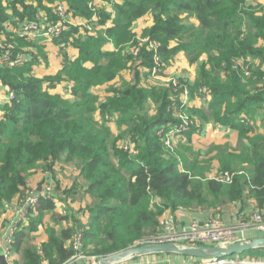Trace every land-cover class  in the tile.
I'll return each mask as SVG.
<instances>
[{
  "label": "trees",
  "instance_id": "1",
  "mask_svg": "<svg viewBox=\"0 0 264 264\" xmlns=\"http://www.w3.org/2000/svg\"><path fill=\"white\" fill-rule=\"evenodd\" d=\"M28 1L33 4L28 5ZM93 1L0 0V34L9 32L15 19L34 20L41 11L48 13V23L58 22V4H65L73 15L93 18ZM123 1L114 4V19L97 11L101 27L111 19L112 26L98 27L96 33L87 30L85 37L79 30H65L64 47H74L79 57L59 76L39 79L30 74L36 62L40 63L39 55L9 66L2 61L0 44V82L15 94L0 114V211L22 195L40 163L51 171L56 162L78 163L84 194L92 200L85 211L89 222L83 226L84 253L98 259L136 246L151 229L156 233L166 210L174 213L212 209L226 202L243 204L248 196L264 205V134L253 133L249 125L264 108V0ZM148 15L153 22L142 34L141 39L147 42L139 56L131 52L124 56L126 48L140 43L133 27ZM150 42L158 43L161 68L182 53L190 64L204 59L195 83H183L180 93L189 88L193 96L200 88H208V107L201 111L192 108L193 114L204 120L213 118L214 123L239 132L242 152L218 156L223 171L238 163L246 172L231 184L198 180L201 175L192 172L178 151L167 147L158 134L161 129H174L178 122L170 108L173 85L159 92L141 85V70L154 67ZM111 43L117 51L104 50ZM123 71L130 72V79L121 87L109 88L111 97L106 102L93 93L114 82ZM63 81L73 85L71 97L52 92L57 86L54 83ZM152 103L159 105L153 109ZM98 111L103 118L115 113L124 117L117 136L96 121L93 115ZM193 132L180 134V141ZM121 140L130 142L128 150L121 147ZM77 191L73 188L71 194ZM153 197L160 199V206L152 204ZM55 208L52 201L42 199L34 224L42 223L44 215ZM74 232H50L39 248L26 239H18L13 247L22 255L23 264H64L75 254L67 246ZM239 256L264 257V248ZM180 257L185 264L198 260L176 256Z\"/></svg>",
  "mask_w": 264,
  "mask_h": 264
},
{
  "label": "rangeland",
  "instance_id": "2",
  "mask_svg": "<svg viewBox=\"0 0 264 264\" xmlns=\"http://www.w3.org/2000/svg\"><path fill=\"white\" fill-rule=\"evenodd\" d=\"M115 3H119V4L122 3L123 4L124 1L123 0H94L93 3H91L90 5L93 4L92 8H95L96 12L98 10L105 11L109 15H112L113 19H114V15H115L114 4ZM27 4L28 5H32L33 2L32 1H28ZM97 8H100V9H97ZM47 14H45L44 12L41 11V13H38L37 15L40 16L41 20L42 19H47L49 21V18H48ZM37 15L35 16L34 19L37 18ZM97 15H98V13L94 14V17L90 18V19L81 18L80 16L73 15V13L68 10L67 13H66V17L64 19L65 20L64 28L62 27V33L60 35V38H55L51 42H48L47 39L42 38V37L41 38H37V39H32V40L23 39V38L18 37L17 36V31L19 29V26L21 24H24V23L28 24L30 21H33V20H27L25 22H20L21 20L15 19V24L12 27H10L9 32H2L0 34V44L2 45L3 48H4L5 44L14 45L15 47L18 48L19 52H21V54L23 56H25V55L28 56L27 54L31 53V51H30V53H27L28 50L35 49L34 51L37 52V54H34L33 60H35L36 56L39 55L38 56L40 58V61H39L40 63L39 64H44L41 55L46 52V49H47V46H48L49 43L56 48L55 49L56 51L59 50L58 49V45L59 44H61L60 46L66 44V40L64 38H62L65 30L66 31H68L69 29H70V31L79 30L81 32H84V34H83L84 37H85V34L87 32H89V31L91 33L98 32V30H96V29L98 27H101V25L98 23L100 18ZM140 20H142V19H140ZM81 21H83V22H81ZM93 21H95L96 25H97V27L95 26L96 28L94 30L91 27V24H92ZM143 21H144L143 24L142 23H139V24H142L143 27L147 26L151 21L153 22L152 15H148L147 17L143 18ZM43 23L47 24L46 22H43ZM107 23H108V21L101 28H107L106 27ZM112 23H111V26L113 25ZM54 25H55L54 23H50L51 27H53ZM87 26L91 27V30L89 28L87 29ZM144 28H148V26L144 27ZM87 30H89V31H87ZM100 30H102V29H100ZM144 30H143V32H144ZM20 39H23V40L19 41ZM73 39H74V37H73ZM140 40H141V38H140ZM56 41H58V43H56ZM17 45H19V47ZM21 48L22 49H26L27 51L26 52L22 51ZM70 48H72V47H70ZM129 49L130 48H128V52L125 51L123 53L124 56L130 55L129 52H131V49H130V51H129ZM57 52H58V54L57 53H55V54L52 53V56L55 55L59 59L60 58V55H59L60 51H57ZM178 56H181V57H178L176 59L174 58V59L170 60V61H173L171 65H175L176 70L178 68H184V69L179 70L178 73H176V75H172L171 78H168L167 79L168 81H166L167 82L166 86L168 84H172L173 80H176L178 82L180 81L179 86L175 87V88H178V89L175 90L174 87H173L174 91H172V94L169 97L170 101L172 102V105L170 106V108L173 109V117L177 120L178 124H180V123L187 124L188 130L185 133H188L190 131H194L193 132L194 134L196 133L195 136L193 134V135H189V136L186 137L189 140V143H191L192 140H193V141H195V143L198 144V146H200V147L204 146V148L206 149V151L204 150V152H203L204 154L203 153L201 154V152L194 153L195 151L194 152H189L188 151V153L190 155L191 154L192 155L197 154V156L199 155L200 156L199 159H201V161H202L200 167H204V165H205L207 167V169L209 170V169L212 168V163L215 164L214 161H213L214 155L218 154V156H221L219 153L228 154V153H231V152H225L223 150V147H222L223 145L222 146L216 145V143H218L217 141H212L210 138L207 139V137H208L207 135L210 136L213 133L216 134V136L217 135H222V134H219L220 133L219 131L213 132V130L215 128H216L215 130H217V128H218V127L214 126L216 123L213 122L214 121L213 118H211L209 120H204V119L198 117L197 115H194L193 112H192V108L189 107L190 104H192V102L194 101L195 98H198L201 101H203L204 103H206V101H208L206 99L207 95H204V94H202L199 91L197 94L191 96L190 89L189 88H185V89H188V91L190 92V96H189L187 105H183L182 101L180 99L181 96L184 94V91H185V89H184L183 92L180 93V87H182L181 85L183 83L185 85L187 83H189V81L187 80L188 74L195 73L196 71H197V73H199V68H200L201 64L204 62V59H200V61L196 62L194 64V65H196V67H194V66H190L189 63L187 62V59L184 58V57H186L185 54L182 53V54H180ZM182 56H184V57H182ZM24 62H26V61L24 60ZM55 62H56V60L54 62H52L53 65H55ZM185 64L187 66H185ZM44 67H45V65H44ZM168 67H169L168 63L166 64V66L164 68H161V65L158 66V71H157L156 74H153V72L151 70H149L148 71L149 72V74H148L149 76L148 75H147V77L144 76L145 77V82H144L145 85L150 87V86H153V85L156 84L155 88L157 89L156 90L157 92H159L160 89L163 90L164 87L159 86L158 85L159 84L158 81L160 80L159 77H162V72L164 74V72L168 69ZM181 71H183V73ZM125 72H127V71H123L122 72V73H124V76L121 75L114 82L106 85L105 88H102V90L98 91L97 95L99 96V98L103 102H106L108 100V98L111 97V95L107 92V90L109 88H111L112 86L113 87L116 86V88L117 87H121L122 82L126 81V78L128 79L129 75H128V73H125ZM184 72H187V74L184 73ZM30 74L33 75V71H31ZM37 76H36V78H39V79L41 77H44L41 74L37 75ZM153 88H151V89H153ZM93 93H94V91H93ZM179 103H180V105H179ZM158 105H159V103H152V108L156 109L158 107ZM193 108L197 109V110H200V111L206 109L205 107L199 106L197 104L193 105ZM93 116L96 119V121L108 126L114 135L117 136L119 134V132H121V127L119 125V122L123 121L124 117H121V115L119 113L110 114V115L108 114V115H106L103 118L102 113L100 111H98V112L94 113ZM255 116L260 118V120L259 119H255V118L250 119L249 125L251 126L252 131L253 130L256 131V128L260 129L261 131L264 130V120H262V118L264 119V115H261V113L259 112V113H256ZM207 125L209 126L208 128H207ZM211 126H214L215 128H213V130H210ZM175 137L176 136H174V138ZM229 138L232 139L231 137H229ZM178 139H179V137L176 139V145H177ZM125 142L126 143H130L128 140H121L120 144L122 145ZM179 144L180 143L178 142L177 150L179 149ZM243 146H244V143L240 142V137H239V142L237 141L235 146H233V149H232L233 152L232 153H236V154L241 153ZM186 147H188L187 150H190L189 149L190 146H186ZM224 148H226V147H224ZM217 150H221V151L217 152ZM205 160H208L209 162L210 161H213V162H211V163L207 162V164H203V162H205ZM77 164L78 163H76V164H66V163H63L61 161L60 162H56L57 167L53 170V175L51 176L52 183L55 184L56 186H57V184H59L60 187H61L60 188V192H58V193L63 198H67L68 200H70L68 202L69 204L71 203V204L74 205V206L72 205V207H71V205L68 204L66 206V209H65L63 207V205H62L63 202L62 201L59 202V204H60L59 205L60 212L63 215L67 216V217L69 216L71 208L73 210L76 207L77 210L76 209L75 210L78 211L79 207H85L86 204H88L90 202V200H89V202L86 201V195L83 193L85 191V186H84L85 182L82 179V177L81 178L79 177L80 168H78ZM215 166L216 167L215 168L213 167L208 175H202L201 174V177L198 178V180H203L202 178L214 179V178H218L222 174H225V172L229 173V172H235V171L243 170V168L241 166H239L238 163H235V165H233L234 168L232 170H229V171H223L222 166H221V169L219 170L218 164L215 165ZM38 169L40 170V172L42 170H44L43 163H41L38 166ZM35 174L36 173H34V174L30 175V176L33 177ZM30 176H29V178H30ZM29 178H28V180H29ZM39 182H34V183H30V184H40ZM76 184H81L80 185V193L79 194H75V196H72L73 194H71V191H72V189L74 188V186ZM33 192H34V189H29L22 196H20L19 199L22 198L23 196H26V195L31 194ZM58 193L57 192L53 193V197H54V194L59 196ZM88 198H90V197L88 196ZM157 199L159 200V198H157V197H153L152 198V204L153 205L157 204ZM233 204H235V203H227L226 202L222 206L209 209L210 214L213 215V216H218L219 218H222V219L226 220L228 222V224H236L237 221H235V218H234L235 212L233 211V207H232ZM245 207H246V210L248 212L250 211V215L254 214L256 212H264V205L261 206L259 201H257V200L251 201V203L249 205L245 206ZM202 209H205V208H202ZM80 211H78V212H80ZM236 211L238 212V210H236ZM240 212H242V211H240ZM161 217H162V215H161ZM161 217H160V221H161ZM165 220L166 219H164L162 222H160V227L157 229L156 233L160 229L162 230V228L167 226L165 224L166 223ZM176 220L177 219L174 217V222H176ZM240 222H242V221H239L237 223H240ZM156 233H155V231L153 229H151L150 231H148V237L155 236ZM216 246H219V245H216ZM149 256L135 257L134 259H136V258H144V260H155V261L167 260L166 264H173V262L179 263V261H175V260H179L181 258L180 257V258L177 259L176 258L177 255H172V256H175V258H173L172 256H168V257H163L161 259L154 258V255H149ZM96 259H98V258H96ZM226 259L227 260H233L234 264H264V257H259V256L258 257L257 256L256 257H250L249 256V257L242 258L240 256L234 255V256L227 257ZM197 261H199V259ZM132 262H133V260H132ZM91 264H93V262ZM182 264H185V263L182 262Z\"/></svg>",
  "mask_w": 264,
  "mask_h": 264
},
{
  "label": "crops",
  "instance_id": "3",
  "mask_svg": "<svg viewBox=\"0 0 264 264\" xmlns=\"http://www.w3.org/2000/svg\"><path fill=\"white\" fill-rule=\"evenodd\" d=\"M81 22H83V21H81ZM143 22L144 21L142 19V20L136 22L134 27H133V31H134V33L137 34L138 38L142 37L143 30L146 29L144 27H147V26L150 27L152 25V21H151L147 26L143 27L142 26ZM139 23H142V24H139ZM97 29H99V28H97ZM60 45L61 44L58 45V49L59 50H57V51H60L59 52L60 58L58 59L55 55L52 56V53L53 54H55V53L58 54V52L55 50L56 48L54 46H52L50 43L48 44L46 52L44 53V55H45L44 59H43V63L44 64H39V63L36 62V64L33 66V75L32 76L36 77L37 75L41 74L44 77H41L40 79H46V78L59 76L60 73L63 71V69L67 65L71 64L76 58L79 57L78 50L75 49L74 47H72V48H70L71 46L64 47L65 44L62 45V46H60ZM34 50L35 49L27 51L26 49H23L22 51H25V52L27 51V53H30V51H31L30 54H27L28 55L27 57L33 59L34 54H37V52H35ZM104 50L111 52V51H117L118 49L111 43V44L106 45ZM125 51L128 52V48H126ZM178 57H181V56H177L176 58H178ZM182 57H184V56H182ZM184 58L187 59V57H184ZM55 60H56L55 65H53L52 62H54ZM172 62L173 61H170L168 63V66H169L168 69L164 72V74L162 72V77H159L160 80L158 81V83H159L158 85L161 86V87H164V88L167 87L166 86V83H167L166 81H168L167 79L171 78L172 75H176V73H178L179 70L184 69V68H178L176 70L175 65H171ZM187 62L189 63L188 59H187ZM44 65H45V67H44ZM189 65L196 67V65H194V64L191 65L189 63ZM88 66H91V65L88 64ZM185 66H187V65L185 64ZM181 72L183 73V71H181ZM125 73H128V75H129L128 79H130V77H131L130 72H125ZM184 73L187 74V72H184ZM148 74H149L148 70H146V69H142L141 70V85L143 87H145V88L151 89L153 87H156V84L153 85V86H150V87L145 85V83H144L145 82V77H147ZM122 75L124 76V73H122ZM197 78H198L197 71L195 73H190L187 76V80L189 81L190 84L191 83L194 84L195 81L197 80ZM57 83H58V85L53 89L52 92L55 93V94L62 95V96L66 95L65 94L66 83L64 81L61 82V83H59V82H57ZM99 90H102V89L96 88L93 91L97 95ZM8 93H9L8 88L6 86H4L0 82V114L2 113L3 105L5 103H7V101H8V99H7ZM207 100H209V97L207 98ZM196 104L199 105V106H203L205 108L208 107V101H206V103H204L203 101H201L198 98H195L194 101L192 102V104H190L189 107L193 108V105H196ZM259 112L261 113V115H264V108L261 109L260 111H258V113ZM255 119H259L260 120V118H258L257 116H255ZM262 120H264V119L262 118ZM214 126L218 127L217 130H215L216 128ZM214 126H211L210 130H213V128H215L213 130V132L219 131L220 132L219 134H222V135H217L216 136V134L213 133L210 136L207 135L208 136L207 139L210 138L212 141H217L218 143H216V145H218V146H222L223 145L222 147H223V150L225 152H233V150H232L233 146H235L237 141L239 142V132L235 131V130H232V128L229 127V126H224V125H220V124H215ZM208 127L209 126L207 125V128ZM257 129L258 128H256V131L253 130V133H255V134H264V130L261 131L260 129H258V130ZM253 133H251V134H253ZM195 134H194V136H195ZM179 135H176V137L174 138L173 147L170 148V149H172L173 151H178V154H180L184 158L185 162L191 167V171L192 172H195L197 175H201V174L202 175H208L209 172L211 171V169L213 167L215 168L216 167L215 165H217V164H218L219 170L221 169V164H220V161L218 160V154L214 155V157H213V161H214L215 164L212 163V168L211 169L208 170L205 165H204V167H200L201 162H202L201 159H199L200 156L199 155L197 156V154H195V155L191 154L190 155L188 153V151L189 152H194L195 151L194 153L201 152V154H202L204 152V150L206 151V149L204 148V146H202L203 148L198 146V144L195 143V141H193V140H192L191 143H189V140L187 138H185L184 141L181 142L180 141L181 137ZM178 137H179L178 142L180 144H179V149L177 150L178 142H177V145H176V139ZM229 137H231L232 139H230ZM186 146H190L189 147L190 150H187L188 147H186ZM224 147H226V148H224ZM219 151L220 150H217V152H219ZM224 154H226V153H224ZM213 161L209 162L208 160H205V162H203V164H207V162L211 163ZM56 167H57V165L55 164L53 170ZM43 168H44V170H42L41 172H40L39 169H36L32 173V174H34V173H36V174L33 177L30 176V178H29V180L27 182L28 183L27 184V188L22 190V195L29 189H34L33 193L44 192L46 186L50 185L53 188L52 198H50V199L47 198L45 200L52 201L56 208L53 211L47 212L44 215L42 223H39V224L35 223L34 224L35 219L38 216L37 208H35L30 213V217L28 218L29 219L28 223L22 225V227L18 231V234H17L16 239H15V242H17L18 239H26V241H31L32 245L35 246L36 248H39L42 243H44V242H46L48 240L50 232H56L57 234H59L61 231L66 230V229H72L73 231L74 230L75 231L81 230L83 232V226H87L88 222H89L88 221L89 220V214L86 213L85 211L87 209V205L92 202L91 198H88V196L86 195V201L89 202V200H90V202L88 204H86L85 207H79L78 211L81 210L80 212L76 211L77 208L75 207L76 210L75 209L72 210V208H71L68 217L63 215L60 212V207H59L60 204H59V202L62 201L63 202L62 205L66 209V206L69 204L68 202L70 200H68L67 198H63L58 193V192H60V188H61L59 184H57V186H56L55 184L52 183L51 176L53 175V171L47 169L45 164H43ZM182 170H184L183 166H182ZM34 182H39L40 184H30V183H34ZM80 185L81 184H76L74 186V188H76L78 190L76 194L80 193ZM55 192H57L59 196L54 194V197H53V193H55ZM72 196H75V194H73ZM19 197H20V195L17 196L16 198H14V200H12L11 203L5 204V206H4L5 208H3L0 211V256L2 254H4L2 249L4 248V245H5V241H4L5 230H6L7 226H8L9 221L11 220V218L14 217V214L11 211L8 210V207L11 206V205H14L15 203H17V201L19 200ZM251 201H255V199L253 197H251V196H248V198L246 199V201L243 202V204H240V203L233 204L232 207H233V211L235 212V214H234L235 221H237V222L243 221V220H246L250 216V211L248 212L246 210L245 206L249 205L251 203ZM69 205H71V207H72L73 204L70 203ZM157 205L158 206L161 205L160 199L159 200L157 199ZM236 210H238L239 213ZM240 211H242V212H240ZM174 217L177 219L176 223H178L180 225L182 224V226H183V225H189L192 222H203V221H206L207 219H209L211 217H218V216L211 215L209 209H206V208L205 209H202V208L180 209V210H178V211H176L174 213L172 211H170V210H166V211H164L160 222H162L164 219H166L165 221H168V220H173L174 221ZM222 220L225 223H228L226 220H224V219H222ZM163 229L164 228H162V230L160 229L161 231L159 230L157 233L160 234L163 231ZM157 233H156V235H158ZM256 233L257 234H264V233L258 232V231H248V232H246L245 236L243 237L244 241H248V240L257 238V237H250V235H253V234H256ZM67 246H68V248L72 249L71 240L68 241ZM88 257L92 258V259L95 258V260H98L94 256H88ZM154 258H155V256H154ZM92 259L91 260L83 259V260H80V261H77V262L71 263V264H91L94 261ZM70 260H71V258L68 261H70ZM132 260H133V262H132ZM132 260L130 262L135 263V262H138V261H143L144 258H136V259H132ZM68 261H66L65 263H67ZM176 261H179V264H180L184 260L180 258L179 260H176ZM6 262H7V264H16L17 262H18V264L19 263L23 264L22 255L18 254L14 250L13 245H12V248H11V256H10L9 260H6Z\"/></svg>",
  "mask_w": 264,
  "mask_h": 264
},
{
  "label": "built area",
  "instance_id": "4",
  "mask_svg": "<svg viewBox=\"0 0 264 264\" xmlns=\"http://www.w3.org/2000/svg\"><path fill=\"white\" fill-rule=\"evenodd\" d=\"M93 5V4H92ZM92 5L90 7L92 8ZM99 9V8H97ZM92 10L96 12L95 8ZM67 7L65 4H58L56 8V12L58 14V22L54 23L53 27L50 26L47 19L40 18L37 15V18L33 21H30L28 24L24 23L19 26L17 31V36L23 39H37V38H45L48 42L53 41L55 38H60L62 33V27L64 28L65 17L67 13ZM94 17V15H93ZM46 22L47 24H44ZM95 21L92 22L91 27L93 30L95 27ZM113 20L109 21L106 27H110ZM91 27L87 26L91 30ZM92 30V31H93ZM147 40H140L138 46H135L131 49V53L134 57H138L140 54L141 46L146 43ZM150 49L154 51V67L151 69L153 74H156L158 71V66L161 64V59L158 55V43L150 42ZM3 56L2 61L7 63L11 67H15L21 64H24V60L27 61V56H23L21 52H19L14 45L5 44L3 48ZM25 57V58H24ZM174 89L179 86V82L176 80L172 81ZM54 85H58L57 82ZM73 89L72 84L66 83L65 94L68 97H71V91ZM202 94L207 95L208 98V88H200L199 90ZM190 96V92L188 89H185L184 94L181 96V101L183 105H187L188 99ZM7 102H11L15 99V94L13 92H9L7 95ZM188 130L187 124L180 123L177 127L171 130L162 129L159 131V135L162 137L165 145L169 148L173 147L174 136L178 134L185 133ZM130 143H124L121 145L122 148L128 150L130 148ZM245 171H235V172H225V174L220 175L218 178H214V180L223 183V184H231L234 179L238 176L245 175ZM53 188L50 185H47L44 192L41 193H31L26 196L20 198L17 203L8 207V210L14 214V217L11 218L9 224L5 230L4 241L5 245L3 250L4 256L6 260H9L11 256V248L15 242L18 231L22 227V225L28 223V218L30 217V213L37 208L40 201L42 199H50L52 198ZM167 226L164 227L163 231L155 236L144 238L141 242H139L137 246L146 245V244H166L171 243L182 247H198V246H228L237 242H244V236L248 231H258L264 233V212H256L251 214L246 220H243L240 223L236 224H228L225 223L219 217H211L203 222H192L189 225L178 224L173 220H168L165 223ZM71 247L74 251V256L70 261L64 264H71L77 261L86 259L91 260L84 253V235L81 230H77L74 232L71 239ZM227 258V257H226ZM226 258H219L214 260H202L197 261L190 264H234L233 260H227ZM92 260L93 263L96 262L95 258ZM132 260V259H131ZM131 260L124 261L117 264H166L167 260L155 261V260H143L135 263L130 262Z\"/></svg>",
  "mask_w": 264,
  "mask_h": 264
},
{
  "label": "water",
  "instance_id": "5",
  "mask_svg": "<svg viewBox=\"0 0 264 264\" xmlns=\"http://www.w3.org/2000/svg\"><path fill=\"white\" fill-rule=\"evenodd\" d=\"M264 248V236L257 237L244 242H237L228 246H192L182 247L171 243L146 244L134 246L125 251L98 259L93 264H117L155 254L179 255L202 260H214L230 256H239L256 249ZM0 264H7L4 254L0 256Z\"/></svg>",
  "mask_w": 264,
  "mask_h": 264
}]
</instances>
